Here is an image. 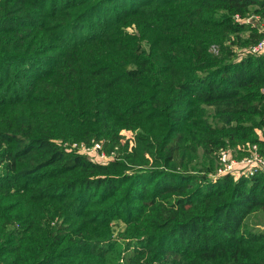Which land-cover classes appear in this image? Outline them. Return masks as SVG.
Listing matches in <instances>:
<instances>
[{
    "label": "trees",
    "instance_id": "trees-1",
    "mask_svg": "<svg viewBox=\"0 0 264 264\" xmlns=\"http://www.w3.org/2000/svg\"><path fill=\"white\" fill-rule=\"evenodd\" d=\"M235 16L264 0H0V264H264V176L212 177L264 152L263 34Z\"/></svg>",
    "mask_w": 264,
    "mask_h": 264
},
{
    "label": "built area",
    "instance_id": "built-area-1",
    "mask_svg": "<svg viewBox=\"0 0 264 264\" xmlns=\"http://www.w3.org/2000/svg\"><path fill=\"white\" fill-rule=\"evenodd\" d=\"M235 22L250 23V18L244 21L241 17L235 16ZM257 30L263 34V37L257 45L249 48V51L253 54H263L264 30L260 28H257ZM213 51L217 53L216 50ZM70 148L71 150H78L82 154L87 152L95 153L96 163H109L117 160L118 158V149H115L108 154L103 150L102 145L98 142H93L89 146L82 145L80 148L78 147V144H73ZM239 150L240 149L238 148V150L227 149L221 151L218 160L216 177L221 178L225 176H233L234 178H253L257 176H264V152L261 151V148L258 145L248 146L245 149L247 152V155L245 156H242Z\"/></svg>",
    "mask_w": 264,
    "mask_h": 264
},
{
    "label": "rangeland",
    "instance_id": "rangeland-1",
    "mask_svg": "<svg viewBox=\"0 0 264 264\" xmlns=\"http://www.w3.org/2000/svg\"><path fill=\"white\" fill-rule=\"evenodd\" d=\"M250 23L253 25V26H255L256 28H260V29H263L264 30V20L262 19L261 20V18H250ZM237 53H238V55L240 54H242V50H240L239 48H237V47H235V49H234ZM137 133L134 131V130H124L123 132H122V141H121V145H122V147L124 148V147H126L127 145H128V142L130 143V142H133V140H134V138H135V135H136ZM60 142V144L62 143L61 141H59ZM72 142H67V143H64V145H67V146H70V145H72L71 144ZM63 144V143H62ZM234 149H236V150H238L237 148H232V149H230V150H234ZM86 154V155H85ZM84 155L85 156H87L88 158H90L91 160H93L94 162H97L96 161V157H95V153H92V152H87V153H85ZM98 162H102V161H98ZM216 171H217V169L214 171V173L212 174V177H213V179H217L218 177H216ZM236 180H238L239 178H235ZM251 226L252 227H254V228H258V227H260V230H263L264 229V220L262 219V216L261 215H256V216H254L252 219H251Z\"/></svg>",
    "mask_w": 264,
    "mask_h": 264
}]
</instances>
